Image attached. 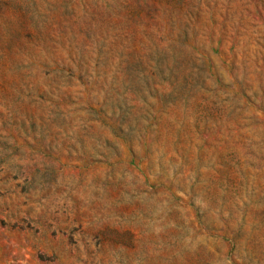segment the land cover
Listing matches in <instances>:
<instances>
[{
    "label": "rangeland",
    "instance_id": "obj_1",
    "mask_svg": "<svg viewBox=\"0 0 264 264\" xmlns=\"http://www.w3.org/2000/svg\"><path fill=\"white\" fill-rule=\"evenodd\" d=\"M0 264H264V0H0Z\"/></svg>",
    "mask_w": 264,
    "mask_h": 264
}]
</instances>
